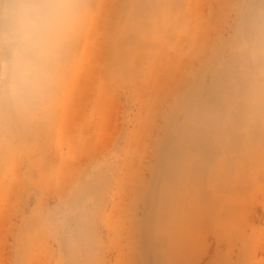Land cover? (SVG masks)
<instances>
[{"label":"rangeland","instance_id":"obj_1","mask_svg":"<svg viewBox=\"0 0 264 264\" xmlns=\"http://www.w3.org/2000/svg\"><path fill=\"white\" fill-rule=\"evenodd\" d=\"M71 2L0 85V264H264V0Z\"/></svg>","mask_w":264,"mask_h":264},{"label":"clouds","instance_id":"obj_2","mask_svg":"<svg viewBox=\"0 0 264 264\" xmlns=\"http://www.w3.org/2000/svg\"><path fill=\"white\" fill-rule=\"evenodd\" d=\"M75 8L71 0H22L0 21V85L14 96L38 89Z\"/></svg>","mask_w":264,"mask_h":264}]
</instances>
